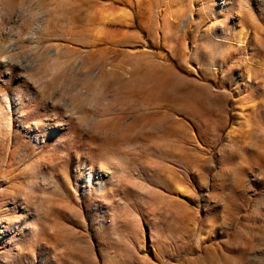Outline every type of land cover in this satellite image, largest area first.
I'll return each mask as SVG.
<instances>
[{"label":"rangeland","instance_id":"rangeland-1","mask_svg":"<svg viewBox=\"0 0 264 264\" xmlns=\"http://www.w3.org/2000/svg\"><path fill=\"white\" fill-rule=\"evenodd\" d=\"M0 264H264V0H0Z\"/></svg>","mask_w":264,"mask_h":264}]
</instances>
